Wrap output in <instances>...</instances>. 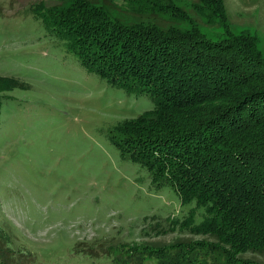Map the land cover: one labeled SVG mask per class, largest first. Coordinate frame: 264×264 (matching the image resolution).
I'll list each match as a JSON object with an SVG mask.
<instances>
[{
    "label": "trees",
    "instance_id": "obj_1",
    "mask_svg": "<svg viewBox=\"0 0 264 264\" xmlns=\"http://www.w3.org/2000/svg\"><path fill=\"white\" fill-rule=\"evenodd\" d=\"M71 1L32 11L89 73L148 95L153 110L120 123L111 142L149 172L154 187L169 186L183 207L193 206L160 230L180 238L111 246V264H264V58L257 37L213 41L198 29L128 23L111 8L121 2L135 15L181 16L171 0ZM201 2L200 11L221 19L224 0ZM26 87L0 76V119L1 94ZM10 255L0 247V264H11Z\"/></svg>",
    "mask_w": 264,
    "mask_h": 264
},
{
    "label": "rangeland",
    "instance_id": "obj_2",
    "mask_svg": "<svg viewBox=\"0 0 264 264\" xmlns=\"http://www.w3.org/2000/svg\"><path fill=\"white\" fill-rule=\"evenodd\" d=\"M171 2L181 16L111 8L128 23L198 29L213 41L249 32L264 58V0H224L221 19L200 11L201 0ZM71 3L0 0V76L27 86L1 94L0 247L12 251L11 264H111V246L180 238L160 230L193 208L171 187H154L111 142L120 123L153 110L148 95L89 73L32 11Z\"/></svg>",
    "mask_w": 264,
    "mask_h": 264
}]
</instances>
